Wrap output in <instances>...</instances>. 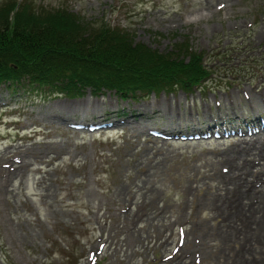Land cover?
I'll use <instances>...</instances> for the list:
<instances>
[{
    "label": "rangeland",
    "instance_id": "rangeland-1",
    "mask_svg": "<svg viewBox=\"0 0 264 264\" xmlns=\"http://www.w3.org/2000/svg\"><path fill=\"white\" fill-rule=\"evenodd\" d=\"M16 1L17 8L27 2L37 9H67L93 27H119L135 42L160 51L186 40L203 52L213 73L198 87L177 86L125 99L114 91L69 97L44 87L0 84V264H245L239 251L248 254L246 248L264 245V217L254 218L260 221H253L251 231L252 220L247 218L246 226L242 222L245 215L213 209V202L219 203L211 193L204 203L205 184L193 181V193L187 186L188 176L209 173L204 165L216 159L211 150L241 139L238 131L222 132L218 125L206 129L220 120L218 107L230 106L222 125L230 121L244 130L245 120L253 122L248 129L261 122L253 116L257 112L264 117L260 97L258 111L248 103L251 88L264 90V0ZM230 97L240 102L234 104L235 113ZM160 100L172 101L173 109L186 115L192 111L193 123L180 127L189 136L177 132L163 140L149 134L172 124L168 117L173 115L164 105L134 117L141 105L158 107ZM245 114L248 118H241ZM100 115L107 121L98 127L71 125L81 119L97 121ZM122 121L146 128L132 136ZM198 126L208 133L191 135ZM211 129L221 133H209ZM148 146V160L159 148L173 149L174 156L163 164L145 199L135 184L141 183L135 176L145 168L133 162ZM128 149L135 154H126ZM209 182L215 191L217 182ZM124 192L128 201L117 197ZM159 207H166L165 212L152 221L149 216L160 212ZM179 227L185 232L173 253ZM255 227L259 230L253 232ZM257 256L254 264H264Z\"/></svg>",
    "mask_w": 264,
    "mask_h": 264
},
{
    "label": "trees",
    "instance_id": "trees-1",
    "mask_svg": "<svg viewBox=\"0 0 264 264\" xmlns=\"http://www.w3.org/2000/svg\"><path fill=\"white\" fill-rule=\"evenodd\" d=\"M212 71L186 40L160 51L119 27H93L67 9L0 3V84L69 97L114 91L125 99L198 87Z\"/></svg>",
    "mask_w": 264,
    "mask_h": 264
},
{
    "label": "bare ground",
    "instance_id": "bare-ground-1",
    "mask_svg": "<svg viewBox=\"0 0 264 264\" xmlns=\"http://www.w3.org/2000/svg\"><path fill=\"white\" fill-rule=\"evenodd\" d=\"M251 92H252V96H251V99L250 98L248 99L249 100L248 103H249L250 107H253L254 110L258 111L259 109L255 108V107H257L258 104H261V103H258L256 101V96L261 98L262 104L264 106V90L256 91L255 89L251 88ZM235 103L238 104L240 102L239 101L236 102L234 98L230 97V105L233 108V113H235V107H234ZM158 105L159 106L156 107V106H153L151 104L150 105L151 108H148L149 106L145 107V105H141L140 106L141 112L139 113V115H134V117L144 115L147 113L148 110L150 112L158 111L159 109H161L160 106L162 107L163 105L168 110V112L173 115V117H168L169 122L172 123L171 125L168 126V129L156 130V129L152 128V129H150L149 134L155 136L156 138H163V140H166L168 138L167 137L168 135H174L177 132L183 137L189 136V135H186L180 127L182 124H185V123L186 124L193 123L194 118H193L192 111H190L189 115H186L185 113L180 112L179 110H174L173 109L174 106L172 105V101H170V100H160L158 102ZM178 106H179V103L177 104L176 108H178ZM226 107L230 108V106H228V105H226L224 108L218 107L217 111L220 112L219 113L220 114L219 115L220 120L218 122L217 121L214 122L213 124H209V126L206 125L207 126L206 129H209L213 125L220 124L223 122L222 119L225 118L226 114H227ZM209 111L210 110L208 108V112ZM221 113L222 114L224 113V115H222ZM116 114H119L118 111H116ZM257 114H259V113H257ZM257 114H255V115H257ZM105 115H106V113H105ZM123 115H124V113H123ZM236 115H238V114H236ZM241 118L247 119L248 117L245 114V116H243ZM124 121H125V119H124ZM122 124H128L130 126V130L133 132L132 136L140 135L144 131V129L146 128V125L142 126V125L137 124V123H131L130 124L129 121H127L126 123L122 121ZM201 126H198L199 129H197L194 132V134H191V135H202V134L208 133V132H205ZM238 128L239 129H235V130L238 131V133L241 135V139L231 146L222 147L219 150H214V151L211 150V152L214 153L216 159L211 160V161H207L206 165H204V166L210 167L209 173H206L202 177H196L197 173H195L192 176H188L187 189L189 192H192L191 191L192 189L194 190L197 188V187L195 188L192 185V182L195 180H197V182L199 181L200 183L202 182L203 184H205V186L207 188L206 193L203 195V197H201V199L204 201V203H205L208 195L211 193L212 196L210 198L213 201L217 200L219 203V204H217V203L212 201L213 205H211V206L213 209L228 212V213H230L229 215H231L232 217H233V215L237 216L238 213L245 215L246 216L245 220L243 218L242 222L246 226V222H247L246 219L250 218L252 221H250L251 223L248 221L250 223L248 225V228L251 229V231H252V229H253L252 223H254L256 221H260L259 219H254V218L255 217L259 218L260 216L264 217V122L261 123V125L259 127H255V128L248 129L246 127V130L242 129V127H240V126H238ZM215 132L221 133L220 130L213 131V129H211V131L209 133L214 134ZM224 132H225V130H224ZM151 148L152 147H150V146L146 147L144 149V151L142 152V154H140L139 158L133 162V166L138 167V166L142 165L145 168V170L139 171L138 174L135 176V180L137 179L141 182V183L135 182V184H136L137 188L140 191H142L143 197L145 199L149 197L148 193L156 187L155 176L162 173L160 171L163 168L162 167L163 164L167 163L174 156V153H173L174 150L173 149L167 148L166 151H162V150H159L160 149L159 148L157 153L154 154L153 158L148 160V153H149V151H151ZM133 153L135 154V151H133V149L126 150V154H128L129 156L134 155ZM158 155H160V157H161L160 159H159ZM145 156H147V158H144ZM217 167L218 168L220 167V170H218ZM196 168H197V166L194 165L192 167V170H194ZM206 179L215 180L217 182V185L215 187V191H213V192L211 191V183L209 182V180L207 181ZM150 183H152L151 187L147 189L146 185L150 184ZM126 187H128V185H126ZM143 187H144V190H142ZM118 191H120V190H118ZM128 194L129 193H125V192L124 193H118L117 197L120 198L121 200L128 201L129 200ZM200 204L202 205V203H200ZM165 208L166 207L157 208L160 210V212H158L155 216H151V215L149 216V214H150L149 212L146 215H148L149 218H151V220L153 221V220L158 218L157 216H160L161 214H163L165 212ZM152 221H151V224H152ZM262 221H264V220L262 219ZM254 224H256V223H254ZM119 226L121 227V225H119ZM259 227H261V226H259ZM249 229H248V231H249ZM256 230H259V229H256V227H255V230H253V232ZM260 230L264 231V227ZM236 231H237V229H236ZM253 232H251V233H253ZM256 235H258V234H256ZM262 236H264V235H262ZM250 238L251 237L248 236V239H250ZM245 242H247V241H245ZM245 245H246V243H245ZM249 248H246L247 249L246 251L247 252L250 251L249 252L250 254L249 253L244 254L245 253L244 251H242V252L239 251L240 255L242 254L244 257L243 260H244L245 264L257 263L259 261V258L257 255H260L259 257L264 259V245L261 244V246H258L255 248L253 247L254 250L251 248L249 249ZM235 250H237V248Z\"/></svg>",
    "mask_w": 264,
    "mask_h": 264
}]
</instances>
